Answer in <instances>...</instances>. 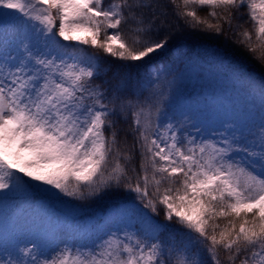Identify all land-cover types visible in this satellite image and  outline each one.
<instances>
[{
  "label": "snow or ice",
  "instance_id": "6c2138e0",
  "mask_svg": "<svg viewBox=\"0 0 264 264\" xmlns=\"http://www.w3.org/2000/svg\"><path fill=\"white\" fill-rule=\"evenodd\" d=\"M0 209V264H264V0H0Z\"/></svg>",
  "mask_w": 264,
  "mask_h": 264
},
{
  "label": "trees",
  "instance_id": "16d2710c",
  "mask_svg": "<svg viewBox=\"0 0 264 264\" xmlns=\"http://www.w3.org/2000/svg\"><path fill=\"white\" fill-rule=\"evenodd\" d=\"M207 82L204 81H198V80H192L191 82L187 83V85L191 86V91H195V93L193 94L194 96L191 97V100H195L197 97H199L200 95L203 94V92L205 90H210L209 89V85L207 84ZM206 86V88H205ZM188 99V98H186ZM230 102L232 103V105L234 106L235 109H237L238 111H243L246 107H247V103H255L257 105H259V101L249 98L247 96L244 95H239V96H233L230 98ZM89 206V209L91 212L93 209L90 208L91 205H87ZM2 210V209H1Z\"/></svg>",
  "mask_w": 264,
  "mask_h": 264
},
{
  "label": "rangeland",
  "instance_id": "374dc122",
  "mask_svg": "<svg viewBox=\"0 0 264 264\" xmlns=\"http://www.w3.org/2000/svg\"><path fill=\"white\" fill-rule=\"evenodd\" d=\"M108 208H110V207H108Z\"/></svg>",
  "mask_w": 264,
  "mask_h": 264
}]
</instances>
